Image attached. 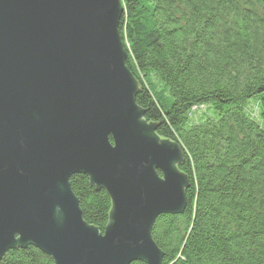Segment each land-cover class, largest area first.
Here are the masks:
<instances>
[{
  "label": "water",
  "instance_id": "95a60500",
  "mask_svg": "<svg viewBox=\"0 0 264 264\" xmlns=\"http://www.w3.org/2000/svg\"><path fill=\"white\" fill-rule=\"evenodd\" d=\"M120 0H0V259L31 246L52 264H161V215L185 207L181 149L135 103ZM111 202L103 233L69 180ZM160 175V176H159Z\"/></svg>",
  "mask_w": 264,
  "mask_h": 264
},
{
  "label": "trees",
  "instance_id": "16d2710c",
  "mask_svg": "<svg viewBox=\"0 0 264 264\" xmlns=\"http://www.w3.org/2000/svg\"><path fill=\"white\" fill-rule=\"evenodd\" d=\"M120 2L135 103L181 149L188 183L183 212L152 226L161 264H264V0ZM69 186L82 220L103 233L106 193L81 175ZM0 264L52 261L28 246Z\"/></svg>",
  "mask_w": 264,
  "mask_h": 264
}]
</instances>
